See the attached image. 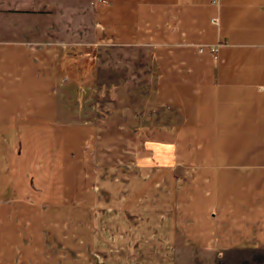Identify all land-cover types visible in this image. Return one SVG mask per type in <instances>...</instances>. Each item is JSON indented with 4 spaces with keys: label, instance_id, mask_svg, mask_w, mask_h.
Listing matches in <instances>:
<instances>
[{
    "label": "crops",
    "instance_id": "1",
    "mask_svg": "<svg viewBox=\"0 0 264 264\" xmlns=\"http://www.w3.org/2000/svg\"><path fill=\"white\" fill-rule=\"evenodd\" d=\"M54 1L0 0V264L264 250V0H95L102 37L150 50L156 101L176 115L143 146L51 118L50 51L28 40Z\"/></svg>",
    "mask_w": 264,
    "mask_h": 264
},
{
    "label": "rangeland",
    "instance_id": "2",
    "mask_svg": "<svg viewBox=\"0 0 264 264\" xmlns=\"http://www.w3.org/2000/svg\"><path fill=\"white\" fill-rule=\"evenodd\" d=\"M94 7L95 0H55L45 22L31 21L36 35L28 43L50 51L56 78L49 114L59 125L129 130L143 146L153 132L175 124L176 115L156 101V66L150 50L119 46L102 37ZM157 176L143 177L152 183ZM176 252L175 264L213 260V253L205 250ZM242 264H264V250L254 251Z\"/></svg>",
    "mask_w": 264,
    "mask_h": 264
},
{
    "label": "built area",
    "instance_id": "3",
    "mask_svg": "<svg viewBox=\"0 0 264 264\" xmlns=\"http://www.w3.org/2000/svg\"><path fill=\"white\" fill-rule=\"evenodd\" d=\"M215 51H216L215 49L212 50V52H215Z\"/></svg>",
    "mask_w": 264,
    "mask_h": 264
}]
</instances>
